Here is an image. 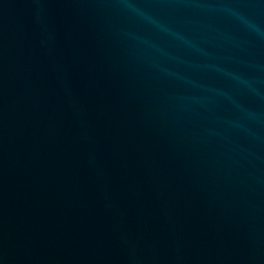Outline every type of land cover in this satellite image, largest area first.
Returning a JSON list of instances; mask_svg holds the SVG:
<instances>
[{"label": "water", "instance_id": "obj_1", "mask_svg": "<svg viewBox=\"0 0 264 264\" xmlns=\"http://www.w3.org/2000/svg\"><path fill=\"white\" fill-rule=\"evenodd\" d=\"M0 264H264V0H0Z\"/></svg>", "mask_w": 264, "mask_h": 264}]
</instances>
